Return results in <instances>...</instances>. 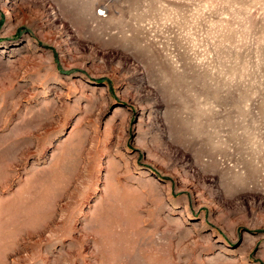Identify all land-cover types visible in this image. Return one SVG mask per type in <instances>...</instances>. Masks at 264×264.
<instances>
[{"label": "rangeland", "instance_id": "374dc122", "mask_svg": "<svg viewBox=\"0 0 264 264\" xmlns=\"http://www.w3.org/2000/svg\"><path fill=\"white\" fill-rule=\"evenodd\" d=\"M0 264H264V0H0Z\"/></svg>", "mask_w": 264, "mask_h": 264}]
</instances>
